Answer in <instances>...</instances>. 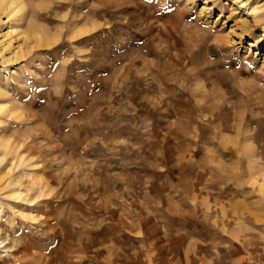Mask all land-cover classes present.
<instances>
[{
	"label": "rangeland",
	"instance_id": "1",
	"mask_svg": "<svg viewBox=\"0 0 264 264\" xmlns=\"http://www.w3.org/2000/svg\"><path fill=\"white\" fill-rule=\"evenodd\" d=\"M4 4L0 264H264V0Z\"/></svg>",
	"mask_w": 264,
	"mask_h": 264
},
{
	"label": "bare ground",
	"instance_id": "2",
	"mask_svg": "<svg viewBox=\"0 0 264 264\" xmlns=\"http://www.w3.org/2000/svg\"><path fill=\"white\" fill-rule=\"evenodd\" d=\"M9 4H10V2H9ZM3 5H5V4H4V0H0V11L2 10V6H3ZM12 5H13V4L11 3V6H12ZM5 9H6V8H5ZM5 9H4V10H5ZM0 13H1V12H0ZM252 13H253V12H252ZM255 14H256V13H255ZM0 109H1V108H0ZM0 148H2L1 144H0Z\"/></svg>",
	"mask_w": 264,
	"mask_h": 264
}]
</instances>
